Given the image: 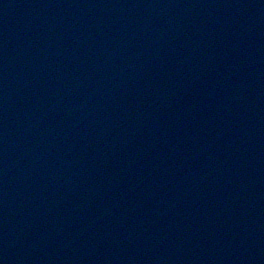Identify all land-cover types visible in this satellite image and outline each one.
<instances>
[{"label": "water", "instance_id": "95a60500", "mask_svg": "<svg viewBox=\"0 0 264 264\" xmlns=\"http://www.w3.org/2000/svg\"><path fill=\"white\" fill-rule=\"evenodd\" d=\"M0 264H264V0H0Z\"/></svg>", "mask_w": 264, "mask_h": 264}]
</instances>
